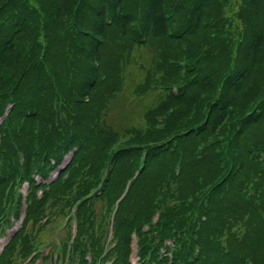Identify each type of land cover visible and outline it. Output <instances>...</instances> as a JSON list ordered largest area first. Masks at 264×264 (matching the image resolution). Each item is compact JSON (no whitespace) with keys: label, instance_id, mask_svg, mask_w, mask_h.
Here are the masks:
<instances>
[{"label":"trees","instance_id":"obj_1","mask_svg":"<svg viewBox=\"0 0 264 264\" xmlns=\"http://www.w3.org/2000/svg\"><path fill=\"white\" fill-rule=\"evenodd\" d=\"M229 9L0 0V264H264V0Z\"/></svg>","mask_w":264,"mask_h":264},{"label":"rangeland","instance_id":"obj_2","mask_svg":"<svg viewBox=\"0 0 264 264\" xmlns=\"http://www.w3.org/2000/svg\"><path fill=\"white\" fill-rule=\"evenodd\" d=\"M229 1H230L229 11L235 10V8L238 4V0H229ZM126 103L127 102L122 104V106L117 105L116 107L112 108L108 117L106 118L107 122L109 124H111L115 127H122L126 123L139 124L141 122V118H140L139 113H138L139 112V110H138L139 104H137V102H135L134 104H131V103L126 104ZM65 162H66V160H65ZM65 162H64V164H65ZM54 175H55V173L50 174V176L47 178L48 179L47 182L53 180ZM26 189H27V185H22V188L21 187L19 188V190H21L23 196L26 193ZM21 202L23 204L24 199ZM21 211H23V208H21ZM21 215H22V212H21ZM21 219H22V217H21ZM19 220L14 221L12 224V227L6 231V235L0 238V252L7 245L6 240L8 242L20 230L21 220L20 221ZM61 226H64L63 222H62ZM67 229H69L71 231V233L75 232L76 225L73 223V221L70 222L69 226L61 227V229H58L56 232L55 231L54 232H46L45 240H48L50 237L54 236L52 246L59 247V241L62 240V238L64 237V233L67 231ZM49 249H51V246ZM47 250L48 249L44 248L42 253L45 254V252ZM54 254H55V252L53 251L47 257V259L41 260V258H39V260L32 262V263L28 262V259L31 257H29V258L27 257L23 261V263L24 264H27V263L28 264H59L58 262H55L56 255H54ZM129 263L130 264H137L135 252H134L133 256L129 259Z\"/></svg>","mask_w":264,"mask_h":264}]
</instances>
